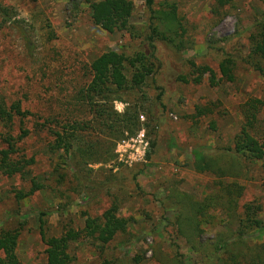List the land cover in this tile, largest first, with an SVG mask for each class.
<instances>
[{
    "label": "rangeland",
    "instance_id": "374dc122",
    "mask_svg": "<svg viewBox=\"0 0 264 264\" xmlns=\"http://www.w3.org/2000/svg\"><path fill=\"white\" fill-rule=\"evenodd\" d=\"M130 1L134 5L130 22L139 28L146 19L145 0ZM159 2L154 0V8ZM215 5L216 0H183L178 11L194 42L183 59L193 60L197 66H208L217 73L218 57L208 53L207 42L246 28L254 13L264 12V0H229L224 8L218 9L222 12L219 16L211 13ZM0 8V96L8 103L20 100L24 108H33L43 117H47L50 100L58 108L74 87L83 83L84 63H90L108 50L128 56L131 47L137 44L126 33L108 34L94 26L89 20L87 0L72 3L69 0H0ZM245 38H240L236 46L247 51ZM179 72L186 75L189 68L184 65ZM235 76V83L221 82L217 88L209 87L205 78L198 86L169 82L164 97L167 112L156 113L160 118L158 150L152 152L150 141L154 136L145 128L120 141L111 162L89 167L90 179L112 185L108 193L106 188L100 193L92 192L91 201L85 200V193L80 192L79 183L69 173L65 185L53 184L52 189L21 202L11 193L23 186L19 179L0 176V232L2 228L19 230L20 264H45V246L39 235L41 213L48 214L43 219L49 233L59 236L66 225L82 228L84 214L101 216L114 197L121 202L119 215L130 218L126 233L118 235L104 254L90 242H80L76 251L78 264H101L105 259L113 264H211L216 236L236 232L238 221L223 225L222 217L216 212L213 221L201 224L203 233L198 236L193 222L179 218L178 205L169 197L176 188L183 195L201 201L216 190L214 177L198 171L194 154L204 147L231 146L242 126L241 106L251 98L264 100V80L242 65L238 66ZM144 92L154 98L152 88L147 87ZM197 106L208 108L212 113L203 118L193 117ZM114 107L121 113L125 105L115 102ZM259 120L264 130V107ZM140 121L144 123L145 118ZM140 132L144 134L146 146L131 142ZM126 143L129 144L123 145ZM3 147L0 143V149ZM148 154H151L149 160ZM46 169L45 160H40L37 171ZM233 181L223 179L224 183ZM236 181L243 187L238 214L245 204L261 206L258 216L264 226V191L257 182ZM7 214L13 215L9 221H6ZM255 231L247 229L246 234L251 236ZM248 243L263 244L264 234L254 236Z\"/></svg>",
    "mask_w": 264,
    "mask_h": 264
},
{
    "label": "trees",
    "instance_id": "16d2710c",
    "mask_svg": "<svg viewBox=\"0 0 264 264\" xmlns=\"http://www.w3.org/2000/svg\"><path fill=\"white\" fill-rule=\"evenodd\" d=\"M182 1L161 0L154 8V0H145L146 19L143 26L137 28L130 22L134 13L130 0H87L89 20L94 26L108 34L126 33L137 42L130 54L125 56L108 50L90 63H84L81 67L83 83L75 86L58 108L50 100L47 117L40 116L33 108H24L20 100L8 103L0 96V143L4 146L0 149V176L19 179L23 185L11 191L17 202L52 189L53 184L65 185L69 174L79 183L86 201L94 199L90 195L94 191L100 193L105 188L107 193L111 191L110 182L105 185L107 182L90 179L89 167L111 162L115 146L142 128L154 136L150 141L152 152L158 150L160 118L156 113L158 110L167 112L164 97L172 80L198 86L205 78L209 87L217 88L221 82L235 83L239 65L264 80V12L254 13L243 30L207 42L208 53L218 57L216 73L208 66H197L193 60L183 59L194 42L179 15ZM228 1L216 0L211 13L221 15L218 9L224 8ZM243 37H246L247 51L236 46ZM184 65L189 68L186 75L179 72ZM147 87L154 91L153 99L144 92ZM115 102L125 105L121 113L115 110ZM263 107L264 100H247L241 106V129L231 146L204 147L194 154L198 171L215 179L216 190L212 194L196 201L174 188L169 197L178 205L179 218L193 222L198 236L203 233L201 224L213 221L216 212L222 217L223 225L238 221L236 232L216 236L211 264H264V243L252 246L248 243L254 236L264 234L263 222L258 216L261 206L245 204L238 214L243 187L236 181L257 182L264 191V130L259 120ZM211 113L210 109L197 106L193 117L203 118ZM142 117L144 123L140 121ZM150 155H147L148 160ZM42 159L47 169L38 172ZM225 178L234 181L224 183ZM120 205L114 197L101 216L84 214L82 228L66 225L59 236L49 233L43 219L48 214L41 213L39 235L45 246V264H78L77 244L83 241L90 242L104 254L118 235L126 233L130 223V218L119 215ZM11 217L13 215L7 214L6 221ZM251 228L256 231L249 236L246 230ZM19 236L17 229L2 228L0 264H20ZM176 256L181 258L178 253ZM101 264L113 263L105 259Z\"/></svg>",
    "mask_w": 264,
    "mask_h": 264
},
{
    "label": "built area",
    "instance_id": "2783aa9c",
    "mask_svg": "<svg viewBox=\"0 0 264 264\" xmlns=\"http://www.w3.org/2000/svg\"><path fill=\"white\" fill-rule=\"evenodd\" d=\"M131 142L137 143L138 145H143L144 144V146H146L143 132H140L137 135L136 139L135 140H131ZM127 144H129V143H126V144H123V145H127Z\"/></svg>",
    "mask_w": 264,
    "mask_h": 264
}]
</instances>
